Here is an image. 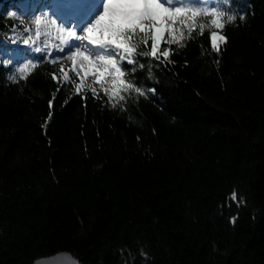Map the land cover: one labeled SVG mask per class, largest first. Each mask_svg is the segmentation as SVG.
I'll return each mask as SVG.
<instances>
[{
  "label": "trees",
  "instance_id": "16d2710c",
  "mask_svg": "<svg viewBox=\"0 0 264 264\" xmlns=\"http://www.w3.org/2000/svg\"><path fill=\"white\" fill-rule=\"evenodd\" d=\"M223 7L234 21L197 29L168 61H124L145 94L110 103L90 78L79 94L74 73L64 81L70 61L23 45L35 16L55 19L45 0H0V264L59 251L80 264H264V0Z\"/></svg>",
  "mask_w": 264,
  "mask_h": 264
},
{
  "label": "snow or ice",
  "instance_id": "6c2138e0",
  "mask_svg": "<svg viewBox=\"0 0 264 264\" xmlns=\"http://www.w3.org/2000/svg\"><path fill=\"white\" fill-rule=\"evenodd\" d=\"M225 3L227 0H217L213 5H209L207 0H80L62 6L86 9L71 20L62 19L59 15L51 19L46 13L35 16L23 27L27 35L22 43L35 53H46L42 57L44 61L53 64L63 59L70 61L71 68L66 71L62 64L60 72L66 83L71 82L70 72L79 78L77 94L85 80L90 78L92 83L87 87L94 97L98 95L95 87L98 85L110 103L113 97L123 101V93L129 91L145 94L128 79V73L122 67L124 61L133 65V72L136 70L137 56L153 59L162 56L168 61L172 54L171 45L183 47L185 38H191L197 29L201 34L208 25L221 30L225 22L236 19L235 15H229L224 9ZM240 18L243 19V16ZM25 23L21 20V25ZM12 31H16V26ZM210 39L213 50H218L219 44L226 40L214 30L210 32ZM12 42L18 43L16 39ZM149 42L150 51H140L141 45L147 49ZM162 44L169 47L161 48ZM55 52L64 55L55 56ZM40 60L41 57H37V62L29 60L22 64L16 69L17 75L9 78L14 82L17 78L26 79ZM4 63L7 67L9 62ZM52 78L58 79L55 73ZM235 198L233 193L232 199Z\"/></svg>",
  "mask_w": 264,
  "mask_h": 264
},
{
  "label": "rangeland",
  "instance_id": "374dc122",
  "mask_svg": "<svg viewBox=\"0 0 264 264\" xmlns=\"http://www.w3.org/2000/svg\"><path fill=\"white\" fill-rule=\"evenodd\" d=\"M45 1L48 2L47 7L49 8L51 15H53L55 18H56V16L59 15V16H61L62 19L71 20L86 10L83 7L73 8V9H69L67 7H62L64 5H68L70 3L80 2V0H45ZM29 5L32 6V3H30ZM17 7H18V9L24 8L20 4ZM58 22H60V21L58 20ZM67 26H72V25L68 24Z\"/></svg>",
  "mask_w": 264,
  "mask_h": 264
},
{
  "label": "water",
  "instance_id": "95a60500",
  "mask_svg": "<svg viewBox=\"0 0 264 264\" xmlns=\"http://www.w3.org/2000/svg\"><path fill=\"white\" fill-rule=\"evenodd\" d=\"M32 264H80L68 251H59L47 257H41L33 261Z\"/></svg>",
  "mask_w": 264,
  "mask_h": 264
}]
</instances>
